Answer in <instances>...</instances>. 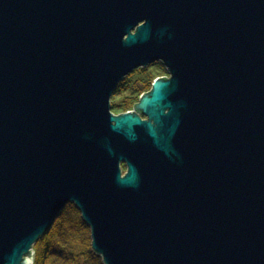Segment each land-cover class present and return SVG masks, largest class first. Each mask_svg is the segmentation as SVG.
<instances>
[{"label": "water", "instance_id": "obj_1", "mask_svg": "<svg viewBox=\"0 0 264 264\" xmlns=\"http://www.w3.org/2000/svg\"><path fill=\"white\" fill-rule=\"evenodd\" d=\"M69 203L103 264H264V0H0V264Z\"/></svg>", "mask_w": 264, "mask_h": 264}, {"label": "trees", "instance_id": "obj_2", "mask_svg": "<svg viewBox=\"0 0 264 264\" xmlns=\"http://www.w3.org/2000/svg\"><path fill=\"white\" fill-rule=\"evenodd\" d=\"M153 65L161 66L159 63ZM156 78L151 76L143 79L144 84L136 90V96H140L145 88L151 87ZM125 82H121L118 89ZM117 93L116 90L114 94ZM132 106V103L127 102L113 103L111 108L114 114H121L129 111ZM33 250L35 252L33 264H88L89 262L103 264L101 258L91 248L89 227L82 220L78 209L71 203L64 207L49 231L33 246Z\"/></svg>", "mask_w": 264, "mask_h": 264}, {"label": "rangeland", "instance_id": "obj_3", "mask_svg": "<svg viewBox=\"0 0 264 264\" xmlns=\"http://www.w3.org/2000/svg\"><path fill=\"white\" fill-rule=\"evenodd\" d=\"M161 64L160 62H156ZM153 65V64H152ZM161 67V68H160ZM146 70V71H141V70ZM162 75L168 76L165 68L159 65H153V66H149L147 68H139L137 69V71L135 70L134 72H132L131 74H129L126 78H124L123 81H126L125 84L122 87H119V89L117 88L116 90L118 91V93L115 95L113 94L111 99H110V103H111V107L113 103H136V101H138L139 97L141 96H136V90L138 88H140L141 85L144 84L143 79H148L149 77L153 76L154 77H161ZM122 81V82H123ZM144 89V88H143ZM150 89V87L145 88L142 92L145 93ZM116 92V91H115ZM112 110V108H111ZM35 253V252H34ZM88 264H97V263H91L89 262Z\"/></svg>", "mask_w": 264, "mask_h": 264}, {"label": "flooded vegetation", "instance_id": "obj_4", "mask_svg": "<svg viewBox=\"0 0 264 264\" xmlns=\"http://www.w3.org/2000/svg\"><path fill=\"white\" fill-rule=\"evenodd\" d=\"M148 91H149V90H148ZM136 103H137V102H136ZM134 104H135V103H134ZM134 104H133V105H134ZM132 110H133V106L131 107V109H130L129 111H132ZM140 117H141L142 120L145 119L142 115H140Z\"/></svg>", "mask_w": 264, "mask_h": 264}]
</instances>
